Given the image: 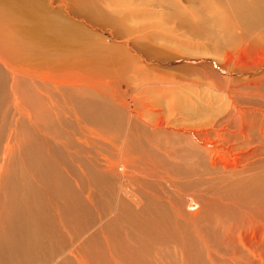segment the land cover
<instances>
[{
    "label": "bare ground",
    "instance_id": "6f19581e",
    "mask_svg": "<svg viewBox=\"0 0 264 264\" xmlns=\"http://www.w3.org/2000/svg\"><path fill=\"white\" fill-rule=\"evenodd\" d=\"M214 1L224 9L215 17L218 26L234 22L240 35L258 30L263 39V46L253 37L241 41L240 53L264 47V0ZM198 5L195 1L193 6ZM94 12L93 0H0V264H136L120 250L127 247V236H139L146 225L157 237L166 230L177 233L172 238L182 249L181 257L183 249L195 256L190 252L200 248L206 258L202 264L214 263L215 252L228 251L231 243L247 247L242 248L247 256L261 258L250 229L264 224L259 202L264 201V179L259 176L253 183L255 176L235 175L264 163V154L256 150L257 143L264 145V76L239 81L257 96L249 105L235 102L234 79L220 76L235 130L228 129L226 137L229 120L220 117L218 129L212 120L190 136L184 127L167 124L159 102L158 88L172 81L169 74L131 75L128 54L118 59L116 48L101 35L70 22L73 15L122 28L121 21ZM176 17L193 36L214 35L213 21L193 23L182 10ZM218 67L247 75L259 66ZM219 71L202 67L193 73L214 82ZM243 121L245 133L254 137L239 131ZM238 133L242 137L237 145ZM56 138L63 141L61 146ZM184 150L195 152V158L181 157ZM197 161L205 177L188 170ZM189 195L199 208L187 209ZM241 215L255 222L239 226ZM207 216L215 222L209 230L203 223ZM228 225L232 230L226 234ZM217 229L227 241L223 247ZM253 234L262 241L264 226ZM152 264L163 263L154 258Z\"/></svg>",
    "mask_w": 264,
    "mask_h": 264
},
{
    "label": "rangeland",
    "instance_id": "374dc122",
    "mask_svg": "<svg viewBox=\"0 0 264 264\" xmlns=\"http://www.w3.org/2000/svg\"><path fill=\"white\" fill-rule=\"evenodd\" d=\"M117 1L124 4L121 6L122 8L117 7L118 4ZM195 1L197 4H199L198 6L200 7L193 6ZM195 1L194 0H93V4L95 6L94 13L97 14L98 16H100L101 14H105L111 17L113 21H117L118 23L119 21H121V27H122L121 29L110 27L109 25L101 26L99 24H92L89 23V21H86V19L73 15H72L73 17L72 19L75 22H73L72 19H70V22L75 24L76 26L78 27L81 26V28H85L86 30L93 29L95 35L99 34L98 37H100L101 35L100 38L103 39L105 43L110 44L109 47H112L113 49L116 48L117 51H115V53L118 55L117 56L118 59L120 58L124 59V54L125 55L128 54L129 57L132 58V62L131 60H128V66H131L130 70H132L130 71L131 75L132 73L135 72L137 74L142 73L140 76L141 77L143 76L142 78L144 77L147 78L153 76L154 73H157L159 75L161 73H164L166 74L165 77H168L167 74H169L170 75L169 78L172 81L164 82L161 85L162 88L161 87L158 88L161 89L159 90L160 91L159 102L161 103V107L164 110V115L167 124L171 127L172 126L184 127L186 129L184 130V132L185 133L187 132L186 134H189L190 136L194 133L193 132L195 131L194 128H196V130H199L203 127V124L204 125L213 124V122H217V119L220 117L229 120L227 115L228 112L231 110L230 109L231 107H228L229 103L227 101V98L224 96V91L221 89V83L219 80L220 76L221 77L225 76L226 78L234 79L233 85L235 87H234L232 99L237 103H244L247 105H249L250 100L251 101L253 100L252 98L257 96L253 95L252 97L251 94L252 91H254V89L253 88L249 89L247 85H243V84L238 85L240 83L239 81H245L247 77L251 76L252 78L254 77V75L264 76V47L263 48L254 47L253 53H251V51L246 49L245 54H242L240 53V51L237 50L241 46L240 44L241 41L243 40L249 41L251 37L257 38L259 42L258 45L263 46L262 45L263 39H261V36L256 35L258 30H256L255 32H248L240 35L239 28L234 25V22H229V24H227L226 26H218L217 25L218 20L216 18L219 17L220 11L224 13V9H222V7L218 8L217 5L219 4L216 3L214 0H209L208 1L209 3L206 1L204 3L202 0H195ZM201 1L203 2V4ZM210 2L212 5L210 4ZM203 5L204 7L207 8H204ZM53 7H55V5H53ZM179 10L184 11V13L186 12L189 18L192 17L190 19L193 23L202 22L201 25H203L204 20L207 21L208 23L213 21L211 26L214 30V35H195V36L191 35L189 31L185 29L187 26L182 25L176 17V14ZM201 11L205 14L204 18L201 17L203 16ZM207 11H209L210 13ZM197 14H200V18H198L199 16ZM202 18L203 20H201ZM221 19H223L222 15H221ZM227 19L229 20L228 16ZM177 22L181 25L180 27L177 25ZM261 26H263L262 29H264V23H262ZM227 28L232 31L231 34L228 33ZM238 35L240 36L238 37ZM92 40L95 41L98 39L93 38ZM251 44L255 45L254 42ZM121 46L123 47L120 48ZM226 52H228V54ZM261 56H263V58ZM227 61H233V62H231V65H229L227 64ZM252 65L259 67L258 69L253 71L254 73L253 72L252 74L248 73L247 75L234 71L228 72L226 71V68H223L221 71H219L220 68L218 67V66L220 67L231 66L230 69H233L235 66H252ZM202 67H206L207 69L209 67V68H213L216 71H219L218 74L213 75V77L217 76L214 82L212 81L210 82L209 80L205 79L204 76L201 77L200 75L201 72L193 73V71L196 68H202ZM262 79L264 80L263 77ZM164 81H166V79H164ZM255 83L262 85L260 80H257ZM107 87L108 86H106L105 89ZM110 87L113 88L112 85ZM251 87H254V84H252ZM98 88L101 89V85ZM240 92H244L246 96L240 97L238 95L240 94ZM145 96L150 97V99H153V94H145ZM127 99L129 100V96H127ZM170 105H171V109H169ZM70 118L72 119V116ZM227 122L229 127L227 126L226 129L223 131L226 132L225 133L226 137L230 135L229 131L232 128L231 127L232 122L230 120ZM244 123L245 122L243 121L241 124V130L239 131H241V133H243L244 135H249L250 137H254V135L253 134L251 135L249 132L245 133ZM218 124L219 123L217 122L216 123L217 129L219 128ZM228 129L229 131H227ZM231 130L233 131L235 129H231ZM234 135L238 137L235 139L237 142L236 144L238 145L240 143L242 136L240 133ZM56 139L58 141L56 145L59 144V146H61L63 144V141L60 140L59 138ZM254 144H256V142ZM257 144H259L260 146L257 145L256 150L259 153L264 154V150H261L264 149L263 147L264 145H261L260 143ZM162 148L164 149V146H162ZM93 150L99 151V149L96 146H94ZM195 156L196 153L191 150L189 151L184 150L181 155V157L191 158V159L195 158ZM168 159L173 161L171 158ZM173 159H175V156H173ZM248 164L246 163L245 165L247 166ZM86 167L87 166H83V168ZM92 169L94 170V167ZM191 169H194L197 172V174H199L200 177L201 175L202 177H205L206 173L205 172H204L205 174L203 173V166L199 161H197V165L196 164L192 165L191 163L190 166L188 167V170L192 172L193 170ZM253 176H255L253 183H255L256 179L259 178V176L264 179V163H261L258 169H254L252 171L249 169H244L242 170V172L238 171V174L235 175L237 179H249ZM261 185H262L261 183L257 182L258 189L261 187ZM257 195L258 193L256 194V196ZM81 199L85 203L84 201L85 198L81 197ZM187 200H189L187 202L191 201L189 207L187 208L188 210L199 208L198 205L200 204L197 203V200L194 199L193 196L191 198V195H189L187 197ZM234 202H236L239 205L241 201L234 200ZM259 202L262 204L261 207L263 210L261 212V216L264 218V215H262V213H264V203H263L264 201L263 199L259 198ZM206 212L207 209L205 207L201 212L202 216H205ZM103 215L105 216L103 217ZM106 215H107V208L103 212L102 217L105 218ZM242 217L244 218V220ZM246 217L247 215L245 216L241 215L237 217L240 219L237 222L239 226L243 224L249 225L255 222V220ZM250 217L252 216L250 215ZM202 219L203 218L200 217L198 220H202ZM206 219L203 223L204 224L206 223V226H208L206 228H208L209 230L210 225H213L215 222L214 219L210 217ZM112 222H116V221L114 220ZM262 226H264V224L261 226L257 225L253 229H250L251 231L249 230L251 233L250 240L252 241L253 244L250 242V240L249 242L255 247L260 245L258 249V253L261 254V258L258 257H256L255 259L252 258L251 252H250L251 254L247 256L245 250L242 249L243 247L244 248L247 247H245L244 245L243 247H241L237 245V243L233 244L231 243L232 241H230L228 242V244L229 243L232 244V245L230 244L231 250L226 248L228 249V251H225L223 249H221L220 252L216 251L215 253L217 254L216 256H214L215 262L212 264H264V239L262 240L263 241L262 242L260 241L261 239L256 238V236L253 234V230H256L258 227H260L261 229ZM201 228H202V224H201ZM225 230L227 232L226 231L224 232L227 234L228 230H232V226L228 225ZM164 232L160 233V237H157L156 235L153 234L149 225H146L139 236L133 237L134 234L131 237L127 236V241H126L127 247L121 249L120 251L121 253L122 252L128 253L126 256V260H129L130 257H134L136 260V264H152V260L154 258H158L159 261L162 262L163 264H188V261L190 262V264H202L203 262L206 261V258L203 257L204 252L200 254L201 249L198 247L195 248L192 252H190V254H193L195 256L189 255L187 251L183 249L184 257H181L180 253L182 252V249L177 248L178 247V244L176 246L177 241L172 238V236H175L177 238V233H175L172 230H166ZM234 232L236 233V230ZM234 232L233 235L235 234ZM215 234L218 238L217 241L222 245V247L225 246L224 243H226L227 241L223 240L224 238L222 237L221 231L217 229ZM154 237H157L158 239H155ZM154 242L156 244H154ZM140 244H143L144 248H141ZM152 248H155L154 253L151 252ZM234 248H236V252H237L236 254L234 253V250H232ZM177 249L179 251H177ZM157 250H160L159 252L161 253L158 254ZM205 264H211V262H207Z\"/></svg>",
    "mask_w": 264,
    "mask_h": 264
}]
</instances>
